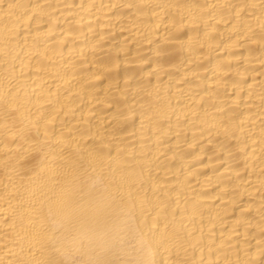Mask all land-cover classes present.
I'll list each match as a JSON object with an SVG mask.
<instances>
[{
	"label": "bare ground",
	"instance_id": "obj_1",
	"mask_svg": "<svg viewBox=\"0 0 264 264\" xmlns=\"http://www.w3.org/2000/svg\"><path fill=\"white\" fill-rule=\"evenodd\" d=\"M0 264H264V0H0Z\"/></svg>",
	"mask_w": 264,
	"mask_h": 264
}]
</instances>
